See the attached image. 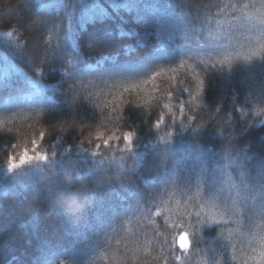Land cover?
<instances>
[{"label": "trees", "instance_id": "1", "mask_svg": "<svg viewBox=\"0 0 264 264\" xmlns=\"http://www.w3.org/2000/svg\"><path fill=\"white\" fill-rule=\"evenodd\" d=\"M262 20L264 0H0V264H264V198L225 175L230 144L264 154ZM25 148L47 159L9 172Z\"/></svg>", "mask_w": 264, "mask_h": 264}, {"label": "snow or ice", "instance_id": "2", "mask_svg": "<svg viewBox=\"0 0 264 264\" xmlns=\"http://www.w3.org/2000/svg\"><path fill=\"white\" fill-rule=\"evenodd\" d=\"M42 21L32 18L29 19V24L30 25H36V24H41ZM261 24H264V20L261 21ZM9 28L12 27L11 23L8 24ZM15 31V30H13ZM13 31H7L5 33L6 36L12 37L13 36ZM260 56V59L262 62H264V54H258V53H252L251 55L244 56L243 59L246 63L251 64L253 61L254 57ZM183 66V65H181ZM212 67H215L213 65ZM39 65L37 66V71H39ZM231 67H229L228 71L231 72ZM164 70L162 69L160 72H156L155 75H153L150 79H155L157 76H160ZM174 71V69H173ZM35 87V85H33ZM185 91H188V89H184ZM204 91L203 87V81L199 82V87H198V92L202 94ZM195 99V97H193ZM165 108H168L169 106L167 104L164 105ZM184 111V105L181 104L180 106V113L183 115ZM261 113H258V115ZM164 117L161 115V117L157 120V127H160V124L163 123ZM170 135V134H169ZM42 137L39 136V140ZM97 140L101 141L103 144H109L110 142H113L117 140L118 138L113 136V137H103L101 135H97L96 137ZM123 142H126L127 146L131 148L133 146V134H124L120 138ZM162 141L164 140V137L160 138ZM31 144L37 145V140L33 139L31 141ZM248 145H245V151L240 154L237 153L236 155H242L241 163L244 164V167L239 171L238 174H234L233 170L227 168L228 164H232L235 162V156H232L231 153L233 152V149L235 148L234 145L230 144L228 149L226 150V166H225V175L227 176L228 180L230 183L233 185H239L240 188H242L245 191H255L260 194L262 198H264V154L259 155L258 157L256 156L255 153H251L247 151ZM34 159H40V160H45L47 159L46 156L43 154H40L38 156L34 155H29L28 149L25 148L22 153L19 154V156H9L7 158V170L9 172H12L14 170H17L24 166L26 163L31 162ZM18 160V163H17ZM245 160L248 161L247 164H245ZM199 186V184H197ZM243 214V213H241ZM190 241L188 239V234L186 232L181 231L178 236L174 239L173 241V246L178 247L182 252L187 251L188 248L190 247ZM214 264H220L219 261L214 262Z\"/></svg>", "mask_w": 264, "mask_h": 264}]
</instances>
